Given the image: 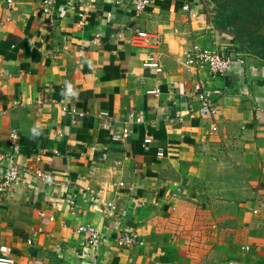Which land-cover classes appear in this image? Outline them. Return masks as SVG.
<instances>
[{"label": "crops", "instance_id": "0c3cea01", "mask_svg": "<svg viewBox=\"0 0 264 264\" xmlns=\"http://www.w3.org/2000/svg\"><path fill=\"white\" fill-rule=\"evenodd\" d=\"M12 1L0 0V156L18 132V162L51 183L26 175L4 197L0 245L26 264H264V55L215 17L220 1L156 0L137 12L133 0H54V18L43 0ZM136 30L159 44L133 47ZM193 44L241 62L222 77L190 68ZM197 87L213 93V115ZM131 113L143 122L125 139ZM86 225L105 238L97 250L77 231ZM123 230L144 245L118 247Z\"/></svg>", "mask_w": 264, "mask_h": 264}, {"label": "built area", "instance_id": "2783aa9c", "mask_svg": "<svg viewBox=\"0 0 264 264\" xmlns=\"http://www.w3.org/2000/svg\"><path fill=\"white\" fill-rule=\"evenodd\" d=\"M156 0H133V7L137 12L146 11L151 5L155 3ZM13 1L8 0V5L12 6ZM185 10L189 12L193 18L197 17V14L194 13L189 5L185 6ZM42 12L54 18L57 15V11L55 9L54 0H43L42 1ZM81 21L79 23L80 26H84L85 24V14L80 13ZM158 38L149 33L147 31L136 30L132 33L130 42L133 47L136 48H150L154 45L159 44L157 41ZM94 43H99V38L94 39ZM236 55V59L234 56ZM233 55H225L220 51L204 48L200 45L193 44L185 53V64L194 69H199L201 66L205 65L209 68L210 72L217 77L225 76L230 70L233 69L235 65V60L240 61L239 53ZM243 63V62H242ZM144 66L148 69H153L158 73L163 71V67L161 63L155 57H148L144 63ZM196 91L199 93V99L202 104L201 112L203 114L213 115L215 111V99L213 93L210 91H204L201 87H197ZM151 94H154L156 97L159 96L160 91H152ZM47 99H39L38 105L47 104ZM15 105H18L19 102H15ZM62 111L65 115L76 117V115L80 114L78 109L75 107H70L69 105H63ZM102 115L106 116V113H102ZM130 119L126 122V125L123 130V138H128L129 136V125L131 123H141L143 122L142 117H139L135 113H131ZM214 131H218V127L214 128ZM20 134L18 132H13L11 135V148L13 150L12 155H1L0 156V204L3 203L4 197L12 194L15 188L24 180L26 175L31 177H36L40 181H47L51 183V178L49 175H46L44 172H35V171H24L22 165L18 162V155L20 152ZM152 143L151 138L145 139V144L150 145ZM159 157L164 156V152L161 150L158 153ZM27 173V174H26ZM108 209L112 211L117 210V205L114 203L108 204ZM41 217H46L45 212L40 213ZM49 221L54 222L55 219L53 217L49 218ZM79 233L87 236V244L86 248L90 250H97L101 247L105 241L104 236L98 229L93 225L81 226L77 230ZM36 233L35 235H37ZM117 245L120 248H124L127 250H134L136 248H140L144 245V240L141 238V235L137 231L133 230H123L120 232L119 237L117 239ZM251 248L245 247L244 251L248 252ZM0 264H26L24 262L19 261L15 255L14 251L11 247L7 245H0ZM236 264V263H233Z\"/></svg>", "mask_w": 264, "mask_h": 264}, {"label": "rangeland", "instance_id": "374dc122", "mask_svg": "<svg viewBox=\"0 0 264 264\" xmlns=\"http://www.w3.org/2000/svg\"><path fill=\"white\" fill-rule=\"evenodd\" d=\"M218 1L221 8L215 10V17L240 38L247 52L264 55V0Z\"/></svg>", "mask_w": 264, "mask_h": 264}, {"label": "trees", "instance_id": "16d2710c", "mask_svg": "<svg viewBox=\"0 0 264 264\" xmlns=\"http://www.w3.org/2000/svg\"><path fill=\"white\" fill-rule=\"evenodd\" d=\"M263 44V43H262Z\"/></svg>", "mask_w": 264, "mask_h": 264}]
</instances>
